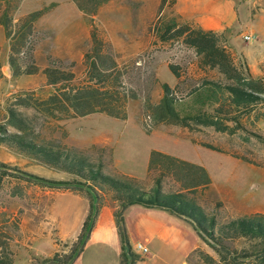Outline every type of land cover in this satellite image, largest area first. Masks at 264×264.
<instances>
[{
	"label": "rangeland",
	"instance_id": "1",
	"mask_svg": "<svg viewBox=\"0 0 264 264\" xmlns=\"http://www.w3.org/2000/svg\"><path fill=\"white\" fill-rule=\"evenodd\" d=\"M238 4L240 23L224 31L221 42L239 68L249 67L254 76L260 77L264 74V19L258 22L253 15L264 18V0H238ZM159 6L160 0H111L90 18L72 0H0V16L9 8L17 26L13 29L17 35L11 42L17 43L18 65L41 70L35 75L14 77L7 51L0 48V122L6 121L7 106H14L19 97L30 98L39 108L18 109L30 116L29 128L36 141L84 153L95 165L103 164L104 172L113 176L128 177L123 172L132 173L143 187H147L152 151L174 156L207 170L206 188L187 192L186 197L200 202L218 224L245 217L264 222V104L234 112L237 125L235 121L226 122L234 134L195 124L190 130L174 124L157 125V112L170 110L169 104L161 101L165 84L173 89L175 109L196 115L204 102L194 97L195 90L211 81L228 82L218 69L203 65L202 57L185 43V37L161 39V29L166 24L176 22L182 27L188 23L175 16L171 7L161 11ZM35 13L41 15L32 33L20 44L23 31H18L19 22ZM92 27H96L102 44L100 56L106 62L104 74L108 77L104 82L93 78L90 71L95 56ZM251 33L257 39L246 42L243 36ZM4 39V30L0 29V40ZM51 60L74 74V79L65 85L67 90L98 89L106 99L105 92L116 96V115L91 113L73 118L57 107L42 105L51 96L60 95L63 86L47 83L43 70ZM170 65L178 68L179 78ZM85 94L89 99L91 92ZM85 108L79 106L80 110ZM8 130L15 132L12 127ZM69 179L75 177L0 146V237L14 254V264H33L34 255L51 257L57 252L49 239L42 238L34 245L36 234L54 233L61 257L72 251L77 242L72 240L81 231L84 208L73 204L64 207L61 197L54 202L52 192L67 189L44 182ZM229 245L241 252L250 242L233 240ZM201 252L220 261L210 246ZM204 256L196 254L191 264H210ZM254 263L255 259L238 262Z\"/></svg>",
	"mask_w": 264,
	"mask_h": 264
},
{
	"label": "trees",
	"instance_id": "2",
	"mask_svg": "<svg viewBox=\"0 0 264 264\" xmlns=\"http://www.w3.org/2000/svg\"><path fill=\"white\" fill-rule=\"evenodd\" d=\"M72 1L81 12L91 18L96 16L100 8L111 0ZM176 1L160 0V10L163 11L167 6L172 7ZM9 12V8H7L0 16V24L4 27L6 37L10 42L11 54L9 55V63L12 75L14 77H20L22 75L38 74L41 70L36 66L22 68L18 65L19 58L15 57L17 43L11 42L17 35L13 31L14 27L17 26L14 25V20ZM40 15L41 13H35L21 19L18 25V31H23L22 34L20 32V38L18 40L20 44H23L24 39L27 38L29 33H32L34 24ZM172 32L174 33L171 34ZM91 34L95 43L93 48L95 56L92 58L90 71H92L93 78L96 77L99 81L104 82L108 77L104 74L106 73V69H104L106 62L100 56L102 44L96 34V27H92ZM222 36L223 33L206 31L202 28L192 27L189 24L179 27L176 22L166 24L161 29L160 37L163 41H168L172 37H185V43L194 48L202 57L203 65L218 69L228 82L220 83L211 81L207 82V85L205 83L203 88L195 90L194 97H199L204 102L203 109L196 115L176 110L174 104L176 105L177 102L173 96V89L165 84L163 86L164 95L161 101L169 104L170 110L169 112H165L162 109V111L157 112V125L174 124L190 130L193 129V124H195L198 126L213 127L218 132L234 134L236 133L234 129L226 124L227 121H235L237 125L234 112L251 110L258 105L264 104V74L256 77L252 74L249 67H245V70L239 68L234 63L231 54L223 46L221 42ZM19 43L18 45H20ZM19 52L20 50L17 51V53ZM169 68L176 78L180 77L176 66L170 65ZM262 71L264 73V66L262 67ZM43 73L47 78L48 85L53 87L63 86L60 88V95L51 96L42 105L49 104L52 105L51 107H57L60 111L68 115L67 117L73 118L86 116L91 113L116 115L113 110L117 109V106L113 105L119 100L113 94L109 95L105 92L108 95L106 96L108 99H106L105 97H101L103 92L98 89L81 91L74 89L67 90L65 85L74 79V74L67 73L64 66H59L53 60L51 62L49 61ZM87 92H91L89 99L85 97V93ZM203 93H205V96L202 95ZM93 95L97 97L92 99ZM13 105L7 106L6 108L7 118L5 123L2 124L0 122V146H5L16 153L34 158L47 167L72 175L78 179L60 182L44 180V182L66 189H76L80 186L86 187L95 194L98 204L99 200L101 201V192L110 190L114 194V200L119 202L122 211L131 205H142L166 209L189 219L194 224L202 239L219 254L220 261L216 262L214 258L204 256L201 250H197L189 257L188 264H191L195 255L199 253L210 264H238L239 261L251 259H255L254 264H264V222L255 218L245 217L233 219L224 224H218L215 217H210L195 200L186 197V194L163 193L161 181L164 175L162 178L156 179L157 187L154 192L146 191L132 178L113 176L105 173L103 164L99 166L95 165L84 153H80L74 149H65L53 143L38 142L32 137L30 132V116L20 109L39 108V104L32 103L30 98L19 97ZM79 106H86V108L80 110ZM205 107L208 110H205ZM50 114L53 116L56 115L52 111H50ZM9 127H12L15 132L9 131ZM203 146L217 149L209 144H203ZM163 157L170 162L163 165L167 174H174L175 176L179 174L178 168L174 164L175 160L158 152L152 153L150 171L159 162L160 158ZM241 160L250 163L246 159ZM92 216L93 212L88 216L83 231L69 254L61 257V254L58 252L52 258H34L33 264H71L80 252L88 235ZM117 217L122 242L126 251L123 255L124 259L122 264H134L138 256L133 253L132 247L130 246L121 210L117 212ZM233 240L248 241L250 242V246L238 252L229 245V242ZM12 255L14 254L9 251L7 243L0 237V264H14Z\"/></svg>",
	"mask_w": 264,
	"mask_h": 264
},
{
	"label": "crops",
	"instance_id": "3",
	"mask_svg": "<svg viewBox=\"0 0 264 264\" xmlns=\"http://www.w3.org/2000/svg\"><path fill=\"white\" fill-rule=\"evenodd\" d=\"M240 9L241 5L238 4V0H177L171 7L174 15L182 21L191 26L217 33H223L227 29L240 23ZM253 17L258 22L264 19L262 15L258 16L257 14H254ZM0 29H3L5 33V39L0 40V48L7 51L8 57V52L10 51L9 40L1 24ZM192 141L203 145L193 139ZM152 153L147 172V187L140 185L146 191L154 192L157 187L156 179L162 178L163 175L161 187L165 194H186L190 191L206 188L205 180H208V173L205 168L158 152L174 159L175 165L182 164L181 167L179 165L177 166L179 174L176 176L167 174L163 165L170 162L164 157L160 158L159 162L150 171ZM123 173L129 178H135V175L132 173ZM107 174L111 175L110 173ZM74 180L78 179L75 178ZM52 193L55 197L54 202L58 197H61L60 201L64 207L73 204L74 206H78V208L81 206L84 208L80 234L83 231L88 216L93 212L88 235L80 252L71 264H122L124 259L123 255L126 251L122 242L117 217L119 210H121L124 218L130 246L132 247L133 253L138 256L134 264H188V259L194 252L203 250L209 246L199 235L194 224L189 219L166 209L142 205H131L122 211L119 202L114 200V194L110 190L101 192V201L99 200V204L96 201L95 194L88 188L82 186L76 189H67L65 192L57 190ZM197 203L203 207L200 202ZM54 232H57L56 228ZM53 234L50 233L47 236L36 234L34 245L38 241H41L42 238L49 239L54 243L57 248L56 253H58L59 246L55 241V237L57 236H52ZM80 234L72 242L77 241ZM138 244H143L148 249V252L143 254L139 251L137 249ZM33 248L34 246L30 249L33 251ZM53 256L34 255L33 261L34 258L45 259L52 258Z\"/></svg>",
	"mask_w": 264,
	"mask_h": 264
},
{
	"label": "built area",
	"instance_id": "4",
	"mask_svg": "<svg viewBox=\"0 0 264 264\" xmlns=\"http://www.w3.org/2000/svg\"><path fill=\"white\" fill-rule=\"evenodd\" d=\"M243 37L246 42H252L257 39V36L255 34H245ZM137 249L143 254H146L148 252V249L143 244H138Z\"/></svg>",
	"mask_w": 264,
	"mask_h": 264
}]
</instances>
